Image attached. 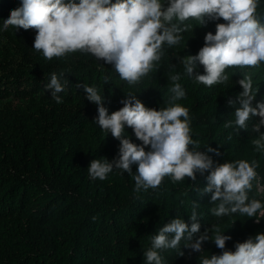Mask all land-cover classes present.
<instances>
[{
	"label": "trees",
	"instance_id": "16d2710c",
	"mask_svg": "<svg viewBox=\"0 0 264 264\" xmlns=\"http://www.w3.org/2000/svg\"><path fill=\"white\" fill-rule=\"evenodd\" d=\"M21 3L22 0H0V20L7 19ZM257 12L264 22V0H260ZM223 22L221 19L199 26L195 20L186 21L192 28L182 34L181 43L165 45L156 69L134 86L121 80L112 65L91 54L76 52L49 61L37 51L39 66L22 74L26 84L20 94L13 93L11 85L3 86L0 264H145L144 250L151 247V236L160 228L176 218L191 225L193 202L199 204L196 210L201 232L217 225L232 237L226 242L227 251L235 252L238 242L264 233V218L257 223L255 218L238 213L212 215L210 209L215 205L210 204L211 194H202L207 173L197 174L195 182L185 178L173 183L165 178L157 189L139 194L134 192L131 176L119 169H114L104 181L88 176L91 160L118 159L120 141L94 123L97 105L87 100L83 87L75 85L84 83L98 88L109 114L123 107L121 101L129 93L146 107L160 110L172 95L170 76L180 74L186 98L177 103L189 109L192 138L199 142L198 150L218 149L219 156L209 153L216 163L255 159L259 162L257 171L264 177V156L254 152L251 144L255 137L251 127L259 117L250 120L246 130L232 132L223 126L234 118L239 106L237 97L242 88L238 81L244 73L252 74L254 87L259 85L253 104L264 101V64L256 69H226L229 80L212 87L184 75L182 58L196 55L204 45L205 34H215L216 23ZM19 30L24 34L35 31ZM43 64L48 70L41 68ZM197 71L203 74V66L198 64ZM52 72H64L69 82L65 92L59 94L63 103H56L50 91L45 90ZM229 99L235 102L233 106L227 103ZM125 132L131 142L142 144L131 128L126 126ZM131 167L135 174L137 165ZM249 198L264 202V180L259 186L253 182ZM202 248V253L192 252L184 248L182 241L184 256H177L175 250H164L161 255L164 264H200L201 256H219L224 251L211 240L205 241Z\"/></svg>",
	"mask_w": 264,
	"mask_h": 264
},
{
	"label": "clouds",
	"instance_id": "9594fccd",
	"mask_svg": "<svg viewBox=\"0 0 264 264\" xmlns=\"http://www.w3.org/2000/svg\"><path fill=\"white\" fill-rule=\"evenodd\" d=\"M260 0H22L21 6L12 10L3 21V30L35 29L33 48L46 60L65 58L71 53L91 54L97 60L113 66L121 80L134 86L153 72L164 55V46L172 47L183 40V33L192 28L188 20L199 26L209 21L216 23L215 34L204 36V45L196 55L182 58L184 75L198 84L212 87L229 80L226 69L259 68L264 64V22L257 9ZM203 66V74L197 71ZM62 78H64L62 80ZM172 95L167 106L160 110L146 107L136 95L129 93L121 101L123 107L111 112L104 106L105 98L95 86L77 83L83 87L86 98L97 105L94 119L102 132L111 133L120 141L118 159L105 157L90 161L88 176L104 181L114 169L128 173L134 181V192L139 194L160 187L165 178L173 183L185 178L195 182L197 174L206 176L202 194L210 193V209L215 217L240 214L255 218L259 223L264 218V202L249 198L253 182L261 184L257 169L259 162L246 159L216 163L209 153L216 156V148L199 151V142L193 140L189 109L179 103L186 98V90L180 74L170 76ZM65 73L50 74L44 85L56 103H63L59 95L68 84ZM242 91L238 94L239 106L233 119L224 122L225 129L232 132L248 129L252 124L255 137L251 140L254 152L264 156V101L253 104L259 90L254 87L253 76L244 73L238 81ZM229 106L234 101H227ZM131 128L142 142L134 144L125 135V127ZM231 133L229 134V139ZM149 150L146 151L145 149ZM137 165L132 174V165ZM193 202L189 226L182 218H176L151 236V247L144 250L145 264H164L161 253L175 250L184 256V248L202 253V245L211 240L222 254L201 256L200 264H264V233H257L235 245L236 251H227L226 242L232 237L225 235L220 227L213 225L201 232L197 208ZM95 219V217L93 218ZM211 233V235H210Z\"/></svg>",
	"mask_w": 264,
	"mask_h": 264
},
{
	"label": "rangeland",
	"instance_id": "374dc122",
	"mask_svg": "<svg viewBox=\"0 0 264 264\" xmlns=\"http://www.w3.org/2000/svg\"><path fill=\"white\" fill-rule=\"evenodd\" d=\"M76 2L78 3L79 0ZM4 20H0V93L3 91V86L11 85L13 93L20 94L26 84L22 74L35 70L39 66L37 52L33 48L36 30L31 34H24L10 26L7 31H4ZM41 68L48 70L44 64Z\"/></svg>",
	"mask_w": 264,
	"mask_h": 264
}]
</instances>
